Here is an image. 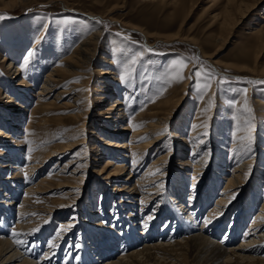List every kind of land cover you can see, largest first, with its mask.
Returning <instances> with one entry per match:
<instances>
[{
	"label": "bare ground",
	"instance_id": "obj_1",
	"mask_svg": "<svg viewBox=\"0 0 264 264\" xmlns=\"http://www.w3.org/2000/svg\"><path fill=\"white\" fill-rule=\"evenodd\" d=\"M30 1L33 0H7L1 5L3 7L16 6ZM54 1L61 3L65 10L69 9L65 5V1ZM184 1L185 0H158L162 6L182 5ZM263 1L264 0L225 1L222 6V17H220L218 25L221 31L224 32L229 29V32L226 31L227 37L225 36L222 39L219 37L221 45L228 40L230 28L241 23ZM27 10H31V8ZM28 12L29 11H26V13ZM219 16V14H215L212 18L215 20L218 19ZM82 17L84 22L75 26L76 37L70 39L75 41V44L72 46L71 50L60 57L57 64L50 68L44 75L41 87L34 95L37 101L30 112L31 117L27 127L36 129L37 132L43 133V135L46 133L49 135L51 128L55 129V127L58 126H68V122H79L80 117L85 115L87 109L90 108L89 101H91L92 108L90 109L94 114V116L90 118L91 128L87 132L86 129L81 130V126L75 128V126L72 125L70 126L72 127L70 128L71 135H73L75 129H77L78 133L82 132L81 138L78 141L68 142V140L72 138V136H68L63 145L58 147L52 146L46 151L41 150L34 154L33 163L31 165L33 168L36 166L39 167V172L46 169L47 164L57 163L63 156L70 155V158L62 164L60 168V171H65L67 167H69L70 173L68 175H64V173L58 174L59 170L57 169L53 178H50V176L46 174L41 175L36 183L27 187L28 191L26 192L28 194L39 195L41 199L46 193L54 190L55 192H64V197L56 199L52 206H47L45 203L41 204L36 202L39 200L38 198L25 195L22 198V204L18 207L20 211L19 214L22 212L27 213V216H29L28 218H30L33 212L48 211L53 216H57L58 213L56 211H58L62 216L65 214L69 215L70 212H72V217L81 218V212L77 208L79 205L76 203L77 197L75 198V194L77 193L76 190L80 186L74 182V179H80L82 182L84 180V182L91 183L95 177L89 178V171L80 168V164L83 162L81 160L82 158L75 157L78 154H82L88 157L85 160L88 162L89 157L92 156L89 153L100 156L103 154L102 147L106 146L108 153L111 155L115 152L122 151L119 156L121 155L123 158H119L122 162H114L112 158H107L104 163L103 171H97L98 174L103 172V178L107 181V184H109L112 179H119L121 174L128 170V175L124 179L125 183L117 184V186L114 183L110 189L115 191V193L118 192L117 194H130L131 198L136 199V202L138 199L140 203L143 202V207L146 209H149L152 203H157H155L156 206H154L155 211L153 210V213L150 215L151 220L145 225L143 231L136 232L135 234L136 225L139 223L138 221L141 218L143 210L138 209V211H133L130 209L126 217L121 219L124 220L126 218L125 221L126 223L127 221L129 222V229L133 234L131 237L127 231L124 234V240L122 239L124 247H128L121 250L119 249L120 246L116 245L119 242L117 241L119 237H116L118 231L112 234L108 233L107 236L112 237L109 242L110 246L100 243L101 246L99 247H101V249L94 253L88 252V249L87 251L85 249L82 250L83 254H80L81 258L78 264H264V197L262 200L260 199L262 204L257 212L254 213L247 230L243 233L242 244L233 248L226 247L224 244L234 238L233 235H236L235 230L238 232L243 223L247 210L243 212L244 208L242 206L234 210L232 214L233 218L230 220L231 224L225 231L224 238L221 239V237H219V234L223 232V227L225 226L222 221L225 219L226 205L233 199L234 201L236 199L238 201L241 198L240 194L245 189V182L247 184L249 183L248 178L249 173H251L253 169V163L259 157L260 150H263L261 148L264 145L261 147L254 141V134H257L259 130L264 128L263 124L257 122L258 124L255 123L257 124L255 126L257 129L255 130V128H253V131H248L244 125L243 115L249 117V114H247L246 111H241V99L237 102L234 108L235 116L232 123L231 136V147L236 150L237 159L233 162V165L229 166L228 164L226 166L231 168L230 174L225 177L226 183L217 197L215 206L207 211V202L214 191L212 186H209L211 180L209 181L206 179L204 173L208 169V166L209 168L214 166L219 170L222 169L221 165L217 166L214 162L215 159H219L215 144L216 141L219 140V133L217 131L219 128L224 129L226 124L221 123L220 127H218L215 123L216 121L211 120H214L215 115L214 113L211 114L209 110L205 108L204 98L196 107L188 138L183 139L181 137V130H179L180 128L178 126H180L182 122L175 116L179 112H176V110L185 104L184 97L187 93V80H185L180 87L169 85L159 100L150 101L145 107L138 108L134 112L135 115H131L130 103L133 99V93L124 86L123 81L129 66L126 63L129 59L120 51V45H123V38L116 37L117 32L115 31L102 29L105 18L101 16H91L89 14H82ZM106 20L114 24L119 22L111 17H108ZM19 22L20 26L16 27ZM120 26L126 31H122V33H127L129 29L142 32L136 27L125 26L122 23ZM48 28V20H33L28 23L20 19L19 21L17 20V23L9 22L0 24V39L5 37V34L13 35L26 33L35 36V43H38L42 39L43 33L48 30ZM104 31L105 33L103 34ZM249 33L254 37V42L251 44L250 49L253 48L254 53H256L255 49H257V51L258 49H264V20L258 27L251 28ZM222 36L223 35H221V37ZM219 48L220 47H217L207 57L214 58ZM0 51L3 52L1 62L8 73V80L11 82L9 84L10 87L8 84H3L0 89L4 97L6 95V102L2 104L0 111L6 112V114L21 115L26 103L31 100V95L28 91L31 87L23 80V75H20L23 71L24 64L27 62L29 52L25 51L21 54L17 49H10V47L8 48L2 43H0ZM243 54L246 55V53ZM119 60H122L123 64L119 71L115 72L117 71L115 63ZM95 75L102 78V81L97 83L99 85H95L92 81L95 87L94 89L93 86L91 87L93 96L89 99L86 96V86L89 83V79L91 77L93 78ZM257 77H264V68L258 70ZM9 89L14 92L13 95H7ZM212 93L213 89H210L209 95ZM262 96H264V94L260 93L253 97L252 100L254 103L264 106V98ZM104 99L112 100L110 107L104 112L95 111L96 107ZM101 114L107 115L102 117ZM16 118L18 117L16 116ZM102 118L106 119L103 121V123L106 124L100 123V119ZM2 119L0 118V120ZM127 119H129V121L127 122L128 124L125 125L124 121ZM17 123L18 122H13L8 125V127L2 123L0 126V136L4 135L3 137H6L5 143L9 144L10 148L13 147L15 140L9 136L14 134V130L18 126ZM109 124L111 125L110 127ZM8 130H10L11 133H9ZM125 130L130 131V139L122 143H118L117 138H103V136L119 137ZM86 133L90 134L89 138H94V143L90 142L88 146L84 143L85 139L83 138ZM91 134L94 136H91ZM95 142L97 145H95ZM185 144H190L192 147L189 159L184 163H171L169 158H171L172 154H184L186 152L183 148ZM125 147L127 148L125 149ZM73 149H76L74 155L71 154ZM132 153H134L137 158L133 160L129 169L127 168V162L124 160ZM2 154L3 151L0 149V155ZM151 155H153V159L147 163L148 167L146 170H144L143 173L141 172L139 177L133 179V177L137 175L140 166H142L141 163L150 158ZM37 160L41 164H39ZM28 165L30 166V164ZM9 166L13 168L17 167V165H8L6 162L3 164L2 168L9 172ZM188 168H192V170L190 173L188 172L185 174ZM223 170H225V168H223L222 171ZM256 170H259L261 173L263 168L260 166L257 167ZM15 173H17L16 170L9 172L2 179H9ZM77 174H79V176H77ZM183 174H191L192 177L189 197L186 198V202L181 200L183 194H181L182 192H180L179 187H177V185L181 184V181H185V176ZM217 174H219L218 171H216L214 175ZM2 179H0V182ZM129 180L131 182H129ZM252 181L254 185H259L262 182L261 176L253 177ZM127 182L129 183L126 184ZM174 183H177V185L175 186ZM215 183L213 182L214 187L215 185L217 186V181ZM137 195L140 196L137 197ZM13 198L14 197L11 196L9 199L13 200ZM120 198L121 199L117 200L119 203L134 204L131 200H124V196ZM176 201L179 202L178 206ZM235 202H233V204H235ZM11 203H13V201L6 203L4 207H8L11 211L12 206H8ZM123 205L124 204H121V206ZM0 206H2V203H0ZM130 206L129 204V207ZM159 207L160 210H158ZM205 210L207 211L206 213L204 212ZM134 212H137V214L133 215ZM156 212L160 214L158 217L155 216ZM163 216H165V218L163 219L164 223L162 224V229L160 228V232L158 229L157 232L154 226ZM239 216H241L240 220H238ZM173 218L176 222L172 221ZM32 219L34 218L32 217ZM154 219L155 222H151ZM27 220L29 219L25 221ZM6 221L0 228V232L5 233L8 231ZM25 221L21 223L22 228L26 225L28 226ZM98 221L100 222V220ZM171 221L173 226L177 223V233L171 234V232H162ZM67 222H72L69 226H72L73 230L77 228L78 223L71 220ZM150 222L152 224L151 229L149 228L151 226H149ZM93 229L97 234L104 232V228L97 223L94 224ZM24 234L25 233H23V235ZM97 242H95V244H97ZM104 246L107 247L104 248ZM20 248L23 249L22 241L13 240L7 236L0 235V264H59L53 259L52 261L51 258H56L60 251L57 253L55 251V253H50L47 250L45 254L37 260L34 258V253L39 250V247L38 249L36 246L31 247L28 251H26V249L21 251Z\"/></svg>",
	"mask_w": 264,
	"mask_h": 264
},
{
	"label": "rangeland",
	"instance_id": "obj_2",
	"mask_svg": "<svg viewBox=\"0 0 264 264\" xmlns=\"http://www.w3.org/2000/svg\"><path fill=\"white\" fill-rule=\"evenodd\" d=\"M4 1L6 2L7 0H0V24L9 22L17 23V20L19 21L20 19L28 23L33 20H48L49 28L43 33V37L38 43H35V36L26 33L13 35L5 34V37L0 39V43L4 46L10 47V49H17L21 54L25 51L29 52L27 62L24 64L23 71L20 75H23V80L31 87L28 90L31 95V100L26 103L21 115L6 114V112L0 111V116L3 117V119L0 117L2 119L0 120V126L3 123L8 127V125L13 122H18L17 128L15 130L13 129L14 134L9 136L15 140L12 148L9 147V144L5 143L6 137H3L4 135L0 136V149L3 151V154L0 155V179L5 177L9 172L14 170L17 171L11 178L2 179L0 182V203H2V206H0V228L6 220V226L8 228V231L5 233L0 232V235L7 236L13 240L22 241L23 249L20 248L21 251L25 249L28 251L29 248L34 246H36L37 249L39 247V250L34 253V258L37 260L43 256L47 250L50 253L54 251L57 253L60 251L59 255L56 258H51V260L53 259L59 264H78L83 254L82 250L85 249L87 251L88 249V252L94 253L101 249V247H99L101 244H107L108 246L112 239L111 236H107L108 233L112 234L118 231L116 237H119V240L117 239L119 242L116 245H119V249L121 250L128 247H124V242L122 240L123 235L127 231L131 237L133 234L129 229V222L127 221L126 223L125 221L126 218L124 220L121 219L126 217L130 209L133 211H138V209L143 210L141 218L138 221L139 223L136 225L135 234L136 232L143 231L145 225L151 220V213H153V210L155 211L154 206H156L155 203L157 202L152 203L149 209H146L143 207L144 203H140L139 199L136 202V199L131 198L130 194H117L118 192L115 193V191L110 189L114 183L116 186L117 184L125 183L124 179L128 175V170L124 171L119 179H112L109 184H107V181L103 178V172L97 173V171H103L104 163L107 158H112L114 162H122L120 160L123 159L121 155L119 156L122 151L117 153L112 152L114 154L111 155L108 153L106 146H103V154L96 156V154L89 153L92 156L89 157L88 162L85 161L88 157L82 154H78L75 157L82 158L81 160L83 162H81L80 168L89 171V178L95 177L91 183L84 182V180L82 182L80 179H74V182L80 186L76 190L77 193L75 194V198L77 197L76 203L79 205L77 208L81 212V218L72 217V212H70L69 215L65 214L62 216L58 211H56L58 213L57 216H53L48 211L33 212L30 218H28L29 216H27V213L22 212L19 214L20 211L18 207L22 204V198L25 195L36 197L39 199L36 202L41 204L45 203L47 206H52L56 199L64 197V192H55L53 190L46 193L40 199L39 195L28 194L26 191H28L27 187L36 183L43 174L53 178L55 171L58 169V174L64 173V175H68L70 173L69 167H67L65 171H60V168L62 164L70 158V155L63 156L57 163L54 162L55 164H47V168L39 172V167L36 166L33 168L31 165L33 163L34 154L41 150L46 151L52 146L58 147L63 145L68 136H72L71 140L69 139L68 142L78 141L81 138L82 132L78 133L77 129H75L73 135H71L70 128L72 127L70 126L72 125H74L75 128L81 126V130L86 129L87 132L91 128L90 118L94 116L90 109L92 108L91 101H89L90 108L87 109L85 115L80 117L79 122H68V126H58L55 127V129L51 128L49 135L47 133L43 135V133L37 132L36 129L27 127L31 117L30 112L37 101L34 95L41 87L42 80L47 71L57 64L59 58L67 54L75 44V41L70 39L76 37L75 26L84 22L82 14L105 18L102 29L115 31L117 32L116 37L123 38V45H120V51L129 59L126 61L129 66L123 81L124 86L133 93V99L130 103L131 115H135L134 112L138 108L145 107L150 101L159 100L169 85L180 87L183 82L187 80L188 88L186 87L187 93L184 97L185 104L179 107L176 110V112L179 111L178 114H176V116L174 115L182 122L180 125L181 127L178 126L180 128L179 130H181V137L183 139L188 138L196 107L204 98L205 108L209 110L211 114L214 113L215 115L214 120H211L216 121L215 123L218 127H220L221 123L226 124L224 129L219 128L217 131L219 133V140L216 141L215 149L219 159L217 158L214 160L217 166L221 165L222 169L225 168V170H219L214 166L209 168L208 166V169L204 173V177L209 181L211 180L209 183L210 185H208L212 186L215 192L212 193L207 202V211L215 206L217 197L226 183L225 177L230 174L231 168L226 166L228 164L229 166L233 165V162L237 159L236 150L231 147V136L232 123L235 116L234 108L240 99L242 101L241 111H246V113L249 114V117L243 115L244 125L247 130L253 131V128H255L258 123H262L264 127V106L262 104H256L252 100L256 95L260 93L264 94V77H257L258 70L264 68V49H258V51L255 49L256 53H254L253 48L250 49L251 44L254 42V37L249 33L251 28L258 27L264 20V1L241 23L230 28V33H228L230 36L223 45L220 44L221 42L219 40L228 36L226 31L229 29L224 32L221 31L218 22L220 17H222V6L226 0H185L182 5L168 6H162L158 0H63L66 2L65 5L67 8H69L68 10H65L61 3L54 0H33L22 5L3 7L1 4ZM29 8H31V10H27ZM26 11L29 12L26 13ZM215 14H219L220 16L218 19L214 20L212 17ZM108 17L116 19L119 22L115 24L111 23L106 20ZM121 23L125 26L136 27L142 32L129 29L127 33H122V31H126L121 28ZM19 24L20 22L16 27L20 26ZM104 33L105 31L103 34ZM221 35L223 36L221 37ZM217 47L220 48L217 50L215 57L208 58L207 56ZM2 53L3 52L0 51V89L3 84H8L10 87L9 84L11 83L8 80V73L1 62L3 58ZM243 53H246V55ZM176 61H181L185 67L181 69L175 63ZM122 64V60L115 63L117 69L115 72L119 71ZM178 72L182 75V79L177 77ZM197 73H199V75H197ZM92 81L95 85H99L97 83L101 82L102 78L95 75L93 78L91 77L89 79V83L86 86V96L89 99L93 96L91 87L93 86V89L95 87ZM210 89H213V93L209 95ZM10 94L13 95L14 92L9 89L7 95ZM262 97L264 98V96ZM111 101V99L102 100L95 111H106L110 107ZM4 102H6V95L4 97V94L0 92V107ZM105 115L107 114H101L102 117ZM16 116L18 118H16ZM100 120L102 124L106 119L102 118ZM128 121L129 119L125 120L124 124H128ZM110 126L109 124V127ZM256 129L257 128H255V130ZM261 130H259L257 134H254V141H256L257 145L262 147L264 145V128ZM8 131L11 133L10 130ZM89 136L90 134L86 133L83 137L85 139L84 143L87 146L90 142L94 143V138H89ZM91 136L94 135L91 134ZM103 138H117L118 143H122L130 139V131L125 130L119 137L103 136ZM95 145H97L96 142ZM126 148L127 147H125V149ZM183 148L184 151H186L184 154L174 153V155H171V158H169L171 163H184L189 159V154L192 149L191 145L185 144ZM261 149L264 150V146ZM75 150L76 149H73L71 154L74 155ZM263 150H260L259 157L253 163L254 170L252 169L251 173H249V183L247 184L245 182V189L240 194L241 198L238 201L236 199V202L233 199L226 205L225 219L222 221L225 226L223 227V232L219 234L221 239L224 238V233H226L225 231L231 224L230 220L233 218L232 214L234 210L240 206L244 208L243 212L247 210L238 232L235 230L236 235L233 233L234 238L224 243L226 247L233 248L242 244L243 233L247 230L254 213L257 212L262 204L261 200L264 197ZM136 158L134 153L126 157L124 161L127 162V168L130 169L131 163ZM152 159L153 155L141 163L142 166H140L137 175H135L133 179L139 177L141 172L143 173L144 170H146L148 167L147 163ZM6 162L8 165H17V167L13 168L9 166L10 171L8 172L2 168L3 164ZM37 162L39 163L38 160ZM28 164H30V166ZM260 166L263 168L261 173L259 170H256V168ZM191 170L192 168H188L185 174L188 172L190 173ZM216 171H218L219 174L214 175ZM77 176H79V174H77ZM184 176L185 181H181L180 185H177V183L174 184L179 187L180 192H182L181 194H183L181 200L186 202V198L189 197L192 177L191 174ZM259 176H261L262 182L256 186L252 178ZM216 181L217 186L215 185L214 187L213 182L215 183ZM129 182L131 181L129 180ZM11 196L14 197L13 200L9 199ZM122 196H124V200H131L135 205L131 203H119L117 200L121 199L120 197ZM139 196L140 195H137V197ZM12 201L13 203L8 205L12 206V210L10 211L8 207H4V205ZM233 202H235V204H233ZM178 203L179 202L176 201L177 206L179 205ZM121 204L124 205L121 206ZM129 204L131 205L130 207ZM158 210H160V207ZM207 211L205 210L204 212L206 213ZM136 214L137 212L133 213V215ZM159 215L160 214L156 212L155 216L158 217ZM32 217L34 219H32ZM240 217L241 216H239L238 220L241 219ZM164 218L165 216L161 217L160 220L156 222L157 224L154 226L155 231L157 230L158 232V229L159 232L161 231ZM26 219L29 220L25 221ZM69 220L78 223L77 228L73 230L72 226H69L72 222H67ZM98 220H100V222ZM24 221L28 226L26 225L22 228L21 223H24ZM172 221H174V218ZM172 221L167 224V227L162 230V232H171V234L177 233L176 228H178V225L176 223V225L173 226ZM151 222H155V219ZM151 222L149 224V226L151 225L149 227L150 229L152 228ZM174 222H176V220ZM96 223L104 228V232L101 234H97L93 229ZM107 227L110 228L111 231ZM23 233L25 234L23 235ZM95 242H97V244H95Z\"/></svg>",
	"mask_w": 264,
	"mask_h": 264
},
{
	"label": "snow or ice",
	"instance_id": "obj_3",
	"mask_svg": "<svg viewBox=\"0 0 264 264\" xmlns=\"http://www.w3.org/2000/svg\"><path fill=\"white\" fill-rule=\"evenodd\" d=\"M30 54H31V53H30ZM175 63H176L181 69H182L183 67H185V65H183L181 61H176ZM197 75H199V73H197ZM177 77L180 78V79L183 78L182 75H180L179 72L177 73Z\"/></svg>",
	"mask_w": 264,
	"mask_h": 264
}]
</instances>
